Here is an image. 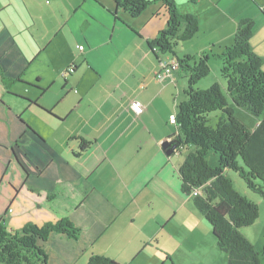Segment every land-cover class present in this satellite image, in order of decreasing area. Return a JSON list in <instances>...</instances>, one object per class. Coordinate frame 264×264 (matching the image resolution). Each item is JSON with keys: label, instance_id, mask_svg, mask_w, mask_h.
Returning <instances> with one entry per match:
<instances>
[{"label": "crops", "instance_id": "crops-1", "mask_svg": "<svg viewBox=\"0 0 264 264\" xmlns=\"http://www.w3.org/2000/svg\"><path fill=\"white\" fill-rule=\"evenodd\" d=\"M240 1L175 0L200 21L199 33L179 44L182 56L234 44L240 19L261 17ZM115 9L113 0H0V222L17 232L70 220L77 240L52 234L41 243L49 264H88L93 255L119 264H228L182 191L179 168L194 148L169 156L162 146L179 134L175 117L187 99L176 94L187 96L183 77L188 84L183 70L173 81L156 77L161 61L174 58L148 45L167 28L162 3L137 18L119 9L116 19ZM101 28L111 29L113 48L97 67ZM134 100L145 105L141 115ZM81 139L91 145L80 154Z\"/></svg>", "mask_w": 264, "mask_h": 264}, {"label": "trees", "instance_id": "trees-1", "mask_svg": "<svg viewBox=\"0 0 264 264\" xmlns=\"http://www.w3.org/2000/svg\"><path fill=\"white\" fill-rule=\"evenodd\" d=\"M113 1L116 9L112 13L116 19L119 9L137 18L152 3H162L168 25L157 38L149 40L148 45L156 55H173L180 70L188 74L187 100L178 105L175 121L179 134L173 139L179 143L176 151L194 148L179 168L182 191L193 197L195 207L211 225L218 247L228 256V264H264V249L257 251L242 232L256 223L260 208L236 189L229 175L230 171L238 172L247 188L264 199V60L252 47L254 19H240L234 44L222 53L210 50L180 57L176 53L179 42L193 39L200 31L197 16L180 13L175 0ZM212 58L221 61V75L227 82L226 93L219 83L206 90L195 88L210 74ZM3 81L8 84L11 79L3 77ZM227 96L237 107L259 118L254 129L236 117ZM216 111H221L222 117L212 126L209 115ZM81 141L80 154L91 145V142ZM211 153L219 156L218 165H211L208 160ZM194 192L198 195H193ZM52 234L77 240L80 229L70 220L62 219L42 226L29 224L21 231L13 232L1 221L0 264H49L41 243ZM88 264L119 263L93 255Z\"/></svg>", "mask_w": 264, "mask_h": 264}, {"label": "rangeland", "instance_id": "rangeland-1", "mask_svg": "<svg viewBox=\"0 0 264 264\" xmlns=\"http://www.w3.org/2000/svg\"><path fill=\"white\" fill-rule=\"evenodd\" d=\"M224 1H229V0H224ZM242 1L245 4L250 2L251 6L257 8V15H259L261 13V15H259L261 17L258 18L257 22L254 20L255 21V27H256V25L258 27L256 29L255 39L253 41V48H254V51L260 57H262L264 60V12H261L260 8L258 6L259 4H260V6L261 5L263 6V0H256L258 5H255L252 2L254 0H242ZM242 1H240V3ZM262 6H261V8L264 10V8ZM91 27H93V30L98 29V27L96 25H93V26H89L88 30ZM97 31H98V37L96 39H98V41H100L98 44L100 49L98 48L96 51H94L92 53L93 54L92 55V63H95V65L97 67H100L102 64H104L103 61H104L106 54H108L107 52L112 50V48H113L112 44L107 42V41H110L111 36H112V32H111V29L104 30L102 28L97 30ZM254 33H255V29H254ZM108 34H110V36L107 38ZM94 35L95 34H93V37H94ZM83 39H82V42L85 43V41ZM180 43H182V42H179V44ZM179 44H178V46H179ZM85 45H84V47H85ZM178 46L176 47V49L179 48ZM185 48L186 47H183L180 45V48L177 50L180 53V56L183 55V51H185ZM77 52H78L79 56L81 57V60H80V63H81V61L84 60V52L79 51V49H77ZM112 54L113 53L111 52L110 55H112ZM177 55H178V53H177ZM220 66H221V61L218 59L212 58V60L210 62V69H211L210 74L205 79H202L199 82V85H196L195 88L200 89V90H206V89H209L215 83H219L221 85L224 93H226L227 82L221 75ZM55 69L57 70V68H55ZM262 69L264 71V65H263ZM61 74H62V72L60 73V75ZM71 74H73V73H71ZM179 85L181 86L180 88H182V90L187 89L188 88L187 79L185 77H183L179 81ZM139 87H141V86H139ZM186 99H187V96L184 94V92H182V95H180L179 93L176 94V100L179 103L181 101L186 100ZM227 99L229 101V104L233 107L236 117H238L248 127H250L251 129H254V127L259 123V118H256L255 116L251 115L247 110L240 108V107H237L229 97ZM153 110L159 111V108L154 107ZM153 115H154V118L157 121V123L160 124V120L157 118V115H155V114H153ZM221 117H222L221 111H216V112L211 113L209 115V124L212 126H215ZM170 122H171V124H170L171 128L173 129L175 123L172 120ZM162 124L164 125V122ZM188 148H191V147H188ZM181 153L186 154L187 151L181 150ZM208 160L210 161L211 165H218L219 156L215 153H211L208 157ZM229 175L234 180L236 189H238V191H240V193L248 194L249 197H251L252 199L255 200L253 202H255L260 208V217L256 221V223L253 226H251L250 228H246V229H242V230L253 241V243H254L253 245L255 246L256 250L259 252H262L264 249V199L260 195H258L257 193H253V191H250L247 188L245 182L240 177V174L238 172L230 171Z\"/></svg>", "mask_w": 264, "mask_h": 264}, {"label": "built area", "instance_id": "built-area-1", "mask_svg": "<svg viewBox=\"0 0 264 264\" xmlns=\"http://www.w3.org/2000/svg\"><path fill=\"white\" fill-rule=\"evenodd\" d=\"M79 49L83 50L84 46H80ZM155 50L157 51V49ZM160 65V70L156 76L157 80L161 83L168 79L173 81L175 72L180 70L179 62L176 59H172L169 62L161 61ZM74 69V67H71L69 70H67V73H73L75 71ZM131 108L137 115H141L145 111V105L139 100H134L131 104ZM193 195H198V192H194Z\"/></svg>", "mask_w": 264, "mask_h": 264}, {"label": "water", "instance_id": "water-1", "mask_svg": "<svg viewBox=\"0 0 264 264\" xmlns=\"http://www.w3.org/2000/svg\"><path fill=\"white\" fill-rule=\"evenodd\" d=\"M179 143L174 140H166L163 142V148L166 150L167 155L171 156L178 148Z\"/></svg>", "mask_w": 264, "mask_h": 264}]
</instances>
